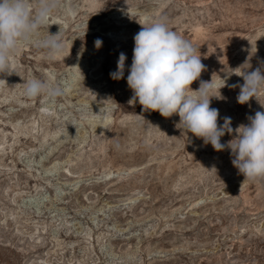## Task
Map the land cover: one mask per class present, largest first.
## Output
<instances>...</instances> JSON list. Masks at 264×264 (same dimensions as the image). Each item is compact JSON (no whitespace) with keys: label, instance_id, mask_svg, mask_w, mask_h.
I'll return each mask as SVG.
<instances>
[{"label":"rangeland","instance_id":"374dc122","mask_svg":"<svg viewBox=\"0 0 264 264\" xmlns=\"http://www.w3.org/2000/svg\"><path fill=\"white\" fill-rule=\"evenodd\" d=\"M56 4L35 38L60 31L64 54L29 44L0 74V264H264V179L245 180L178 115L130 105L127 85L140 24L161 18L201 55L200 80L243 85L234 71L264 67V0ZM32 77L71 87L29 98ZM229 86L211 100L219 124L264 112V90L242 105Z\"/></svg>","mask_w":264,"mask_h":264},{"label":"clouds","instance_id":"9594fccd","mask_svg":"<svg viewBox=\"0 0 264 264\" xmlns=\"http://www.w3.org/2000/svg\"><path fill=\"white\" fill-rule=\"evenodd\" d=\"M56 6V0H40L33 15L29 0H0V74L12 73V58L29 44L46 50L49 59L64 54L60 31L48 33L42 39L35 38ZM140 25L141 30L134 36L135 46L127 76V85L133 93L128 103L135 105L138 102L144 111H157L165 118L178 115L176 127L183 133L202 139L217 152L230 150L231 162L245 180L264 179V112L257 111L248 116V123H241L235 129L230 117H224L223 124H219V110L210 105L213 98H222L220 90L229 86L226 79L221 78L222 84L214 83L212 79L200 80L205 70L201 55H197L193 44L171 29L165 19ZM94 43L97 49L102 46L99 38ZM126 59L121 52L117 70L110 73L113 80L124 78ZM234 73L244 80L243 85L229 86L240 88L239 104H246L264 90V67ZM197 80H200V86L193 89L191 85ZM23 83V94L29 98L46 95L54 100L65 95L71 87L68 80L53 84L36 77ZM213 89L219 95L211 94ZM225 134L232 138L222 143Z\"/></svg>","mask_w":264,"mask_h":264}]
</instances>
